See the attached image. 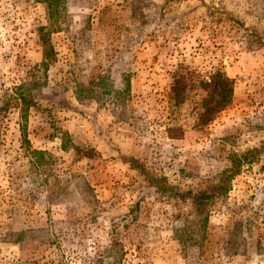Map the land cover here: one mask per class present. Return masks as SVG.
<instances>
[{"label":"rangeland","instance_id":"rangeland-1","mask_svg":"<svg viewBox=\"0 0 264 264\" xmlns=\"http://www.w3.org/2000/svg\"><path fill=\"white\" fill-rule=\"evenodd\" d=\"M43 1L0 0V264H264V0H57L50 19ZM217 69L231 102L196 126L185 83ZM250 149L225 195H173Z\"/></svg>","mask_w":264,"mask_h":264},{"label":"trees","instance_id":"trees-1","mask_svg":"<svg viewBox=\"0 0 264 264\" xmlns=\"http://www.w3.org/2000/svg\"><path fill=\"white\" fill-rule=\"evenodd\" d=\"M57 0H44V4L47 6V18H52L54 14V8ZM45 28V27H44ZM43 28V30H45ZM47 32V31H46ZM44 32L41 36L40 44L42 46V58L43 64H46L48 60L51 58L52 54V47L50 45L48 39V33ZM179 73L176 72L175 76ZM174 77V76H173ZM186 84H189L186 90L185 96H189L190 89L193 85L200 90L199 98L194 104V114L192 122L196 126H206L209 124L214 117L223 109H225L231 102L232 95H233V80L228 78L221 70H214L208 74L206 80L200 79L197 83H185L184 89L186 88ZM129 81L126 80L124 82L123 90L119 94L123 98H127L129 96ZM169 90V88H168ZM171 91H175L174 87L171 88ZM189 91V92H188ZM114 94H117L114 92ZM18 100V106L20 111V121L25 122L27 117V110L31 105V100L28 97H24L20 94L15 95ZM188 99V98H186ZM6 103H2L0 105V112L5 110ZM65 135V134H64ZM66 136V135H65ZM70 150L75 151V158L78 159L81 156L86 157L88 159H92L98 157V154L91 148H87L86 150H82L77 146L70 147ZM257 150H264V144L261 145ZM255 149H250L242 152L241 154H236L234 152H230L226 155L227 166L224 167L218 175L217 181L215 186L208 191H197L195 193H191L192 191L182 192L181 194L173 193L175 196L182 197L183 195H189V202L191 205H198V203H202V205L206 204L215 196H223L225 195L229 188L230 182L232 179L239 174V171L242 166L249 165L255 162V153L258 152ZM146 175V174H145ZM146 184L148 187L159 190L164 192L165 183L157 180L155 177H148L146 175ZM161 179V178H160ZM164 181V179H162ZM138 203L133 202L131 210L127 212L125 216H121L118 221H112L108 227L107 238H109V249L104 248V251L100 250L97 252L98 254L95 257H100V253L105 251L114 250L113 246L115 245V235L124 231L130 224H132L136 220V215L134 214L137 212ZM206 219V217H204ZM102 250V249H101ZM96 254V253H95ZM118 261H113L111 264H117Z\"/></svg>","mask_w":264,"mask_h":264}]
</instances>
